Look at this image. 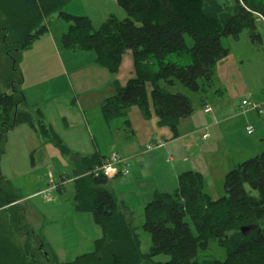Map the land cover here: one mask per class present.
<instances>
[{"label": "rangeland", "instance_id": "rangeland-1", "mask_svg": "<svg viewBox=\"0 0 264 264\" xmlns=\"http://www.w3.org/2000/svg\"><path fill=\"white\" fill-rule=\"evenodd\" d=\"M218 2L233 5V0ZM16 4H22V0H0V29H9L10 18L18 14ZM62 10L74 16L90 17L95 30L111 14L120 20L127 17L115 0H71ZM33 16L35 23L29 29L31 34L35 33L37 26L48 28L50 35L41 36L23 52L13 45L15 41H24L23 32L10 33L6 43L5 34H0V94L23 91L36 126L32 129L27 124H19L3 134L4 126L0 120V173L21 199L19 208L13 209L12 213L0 212L4 215L0 216V224H8L13 243L7 264H24L31 261L29 256L33 254L38 264H68L92 253L95 241L102 238L103 232L91 213L76 209L71 183L64 185L62 194L56 190L47 193L51 201L45 198L43 193L54 185L49 183V174L55 184L62 183L63 177L73 175V156L100 154L106 158L117 153L123 158L135 157L148 144L160 140L151 141L157 134L160 136V132L157 118L153 115L146 119L138 107L129 109L126 118L115 119L110 125L102 115L101 106L116 95V83L124 87L135 76L131 51L125 52L120 72L111 74L95 63V52L70 51L61 47L68 24L59 19L57 13L47 16L35 11ZM16 25L19 30L28 27V24ZM255 25L256 39L252 38L250 30L245 29L238 40L233 37L222 40L230 52L227 58L217 63L213 81L203 85L206 93H192L181 87L171 90L188 96L194 108L191 119L188 118L184 125L183 134L189 131L190 120L191 125L200 127L226 118L221 126L209 129L211 142L202 141L199 134L193 143L197 141L196 148H203L210 166L217 172L214 174L215 191L208 190L213 199L224 194L225 178L230 171L264 152V18L255 14ZM187 43L192 45L189 38ZM9 49L15 62L7 55ZM109 83H115V94L105 97L101 106L86 109L77 101L82 93L101 92ZM201 100L213 108L212 114L205 113ZM243 100L252 104V109L246 113L240 108ZM37 110H42L41 116L37 117ZM127 121L132 122V126H127ZM247 121L255 127L252 135L245 132ZM53 134L62 140L64 148L56 144ZM168 139H171L170 135ZM190 141L177 143L180 148L185 144L183 151L186 155L195 149L190 147ZM163 142L166 146L168 141ZM173 145L168 150L164 146L162 150L139 155L135 160L129 158L132 166L129 177L120 176L110 181L107 187L116 196L120 208L132 212L129 219L140 237L142 255L149 254L152 249L151 236L143 227L145 207L153 200L152 189L156 190L159 182L156 171L162 169L165 170L163 174H167V170L174 166L168 165L169 160L178 158L181 153L180 150L175 155ZM65 147L69 153L63 150ZM144 162L146 166L142 167L140 163ZM150 162H158L155 170L148 168ZM231 163L233 166L230 167ZM220 170H224V174H220ZM171 174L165 184L170 193L178 188V181ZM246 188L250 196L260 198L257 191L250 186ZM11 214L12 219L9 218ZM261 228L264 229V220ZM42 241L49 258L39 253ZM231 248V243L221 245L219 240H210L207 250H199L197 261L199 264L224 262ZM166 261L168 258L161 255L140 264Z\"/></svg>", "mask_w": 264, "mask_h": 264}, {"label": "trees", "instance_id": "trees-1", "mask_svg": "<svg viewBox=\"0 0 264 264\" xmlns=\"http://www.w3.org/2000/svg\"><path fill=\"white\" fill-rule=\"evenodd\" d=\"M70 1L22 0L15 6L18 14L10 18L9 29H0V34L6 35L4 42L10 33L23 32L24 41L13 44L23 52L48 33V28L37 26L34 34L29 31L36 11L47 16L57 13L68 24L62 46L70 51L95 52L96 64L111 74L120 72L125 52L131 51L135 76L124 87L116 83V95L103 104L102 115L110 125L115 119L126 118L129 109L138 107L146 119L154 115L158 127L168 128L173 139L180 136L181 120L191 117L194 108L188 96L171 90L181 87L192 93H206L203 85L213 81L217 63L230 52L222 40H238L245 29L256 39L255 14L264 18V0H233V5L220 4L218 0H116L127 13L126 19L111 15L95 30L90 17L62 10ZM16 24L28 27L19 30ZM187 38L192 45H188ZM11 51H7L10 58ZM12 61L15 62L13 58ZM201 104L205 106V101L201 100ZM27 107L23 91L0 94V120L4 126L1 133L19 124L35 129V117ZM36 114L41 116L42 111ZM53 139L64 148L57 135L53 134ZM63 150L69 153L66 147ZM72 159L73 175L67 178L74 187L75 207L91 213L103 234L95 241L92 253L68 264H140L161 255L168 261L155 264H199V250H207L213 239L221 245L231 243L232 248L224 262L212 264H264V152L227 174L224 194L217 200L209 194L204 177L194 171L179 176L174 192H155L145 207L143 226L151 236L152 249L143 255L130 217L107 188L110 180L86 175L102 165L105 157L96 154ZM64 185L60 184L56 191L62 194ZM247 186L260 198L250 196ZM20 200L0 173V209L12 213L19 208ZM9 218H13L12 214ZM246 226L252 229L245 235L241 228ZM12 244L10 236L0 238V264L10 260ZM41 244L39 253L49 258L43 241ZM34 255L24 264H38Z\"/></svg>", "mask_w": 264, "mask_h": 264}, {"label": "crops", "instance_id": "crops-1", "mask_svg": "<svg viewBox=\"0 0 264 264\" xmlns=\"http://www.w3.org/2000/svg\"><path fill=\"white\" fill-rule=\"evenodd\" d=\"M115 2H117V1L115 0ZM111 15H115V14H111ZM111 15H109L107 18H109ZM46 35H50V33L49 34L47 33ZM48 37L50 39H54L53 37L52 38L50 36H48ZM55 44L56 43L54 42L53 45L55 46ZM61 47L63 48L62 45H61ZM57 48H58V46H57ZM53 51H54V49H53ZM54 52H56V51H54ZM95 63H96V58H95ZM114 87H115V83H113V84L109 83V84H107L104 87V89L101 92H99V91H97V92L91 91V92L86 93V94L82 93L79 96V99L77 98V101L79 103H81L82 104L81 106L85 107L86 109H90L92 107H98V105L101 106V104H103L104 100L106 99L105 97H108L109 95L112 96V95L115 94ZM27 100L28 99L26 98V101ZM207 104H208V102L205 101V105H207ZM128 115L129 114H127V116ZM189 119H191V118H189ZM189 119L181 120V123H180V136L178 138L173 139L172 138V133L170 132V130L168 128H166V127L160 128L159 127L158 131L160 132V136L157 134L156 136H154L151 139V141L152 140H156V139H160L162 141L166 140V142L168 141L166 143L167 145L165 146V148L167 150L170 149L172 144H174L173 145L174 146V151L173 152H174L175 155L177 154V151L181 150V153H180L178 158L174 157L175 159H172V161L168 162V163H170L168 165L174 164V166L172 168H169V170H167L168 171L167 174H163V172H165V170H162L161 168H160L161 170L159 169L160 171H156L155 175H158V177H159L158 181L159 182H158V184H156V190L155 189H152L153 191L151 190L153 192V194L155 192H168L165 189V184L167 183V181L170 178V172L172 173L171 176L174 177V179L176 178L177 181H178L179 176L182 173H185V172H188V171H194V172L200 173L204 177L206 182H207L208 190H214L215 191V189H214V174H216L217 172L215 171V168L213 166H210V164H209V162L207 160V155L205 154L206 152L203 151V148L199 147L197 149L196 146H195L197 144V141H196V144H193V143H194V140L197 138V135H199V134H201V140L202 141L211 142L210 141L211 133H210L209 129H212V128L217 127V126H221L222 122L226 121V118L221 119V120H217L216 122L212 121L210 123H207V124H204V125H200V127H197V124H195L194 126L191 125V120H190V122H189L190 123L189 131L186 132L185 134H183L184 133L183 132L184 125H185L186 121L189 120ZM126 123H127V126L128 125L132 126V122L130 123V121H127ZM247 125H249L248 121L245 123V127ZM195 126L197 128H195ZM206 134H209V138L208 139H204V136ZM169 135L171 136V139H168ZM188 139L191 140L190 143L192 142V145L190 147L193 146L195 149L192 152L188 153V155H186L185 154L186 152L184 153V151H183V150H185V144L182 145V146L180 144V146H181V148H180V147H178L177 143H181V141H186L188 143ZM159 149L162 150V149H164V147L163 148H159ZM159 149H157L156 151H159ZM147 153H149V152H145V148H143L141 150V152H138L137 155H135V157H133L134 155H132V156H129V157H126V158H131V160L133 158V160H135L139 155H145ZM169 153L171 154L172 152H169ZM140 164H141L142 167L146 166L145 162H144L145 165L142 164V163H140ZM149 165L150 166H148V168H150V170H155L157 165H158V162H150ZM165 166H167V165L165 164ZM231 166H233V163L230 164V167ZM131 167L132 166L130 164L129 169H131ZM218 172H220V174H224L225 171L224 170H220ZM129 175H126V177L127 176L129 177ZM219 198H216L215 200H217ZM1 211H3V209H0V212ZM2 213L4 214L6 212L3 211ZM125 213L127 214V216L132 218L133 215H132V212L129 211V209L128 210L125 209ZM0 216H4V215H1V213H0ZM8 228H9L8 224H6V226H4L2 223L0 224V238H7V237L10 236L8 234V231H9Z\"/></svg>", "mask_w": 264, "mask_h": 264}, {"label": "built area", "instance_id": "built-area-1", "mask_svg": "<svg viewBox=\"0 0 264 264\" xmlns=\"http://www.w3.org/2000/svg\"><path fill=\"white\" fill-rule=\"evenodd\" d=\"M252 107V104L250 103V101L247 100H243L241 103V107L242 110H245L244 112L246 113L247 111H249ZM204 111L207 114H212L213 113V108L207 104L204 107ZM246 133L248 135H252L255 131V127L253 125H247L246 129H245ZM209 138V134H206L204 136V139H208ZM165 146L164 142L161 140H156V142H154V144H148L145 147V152H151L154 150H157L159 148H163ZM129 158H123L121 156H119L117 153H112L110 156L106 157L103 164L96 166L93 170H91L89 173H87L86 175H92L95 177H106L108 180L112 181L114 179H116L119 176H126L129 175V166H130V162H129ZM172 161V158L169 160ZM50 177V184H54L53 186H51L50 188H48L43 194L46 195V199L48 201H51V198H49L47 196V193L57 190V187L60 184H66L69 183L70 180L67 177H63L62 178V183H57L55 184V182L53 181V177L52 174H49Z\"/></svg>", "mask_w": 264, "mask_h": 264}, {"label": "water", "instance_id": "water-1", "mask_svg": "<svg viewBox=\"0 0 264 264\" xmlns=\"http://www.w3.org/2000/svg\"><path fill=\"white\" fill-rule=\"evenodd\" d=\"M251 229H252V228L248 226V227H243V228L241 229V231L243 232V234L246 235V234H248V232L251 231Z\"/></svg>", "mask_w": 264, "mask_h": 264}]
</instances>
